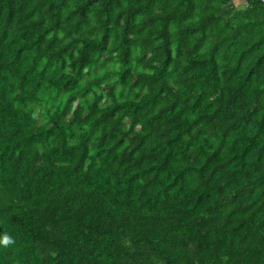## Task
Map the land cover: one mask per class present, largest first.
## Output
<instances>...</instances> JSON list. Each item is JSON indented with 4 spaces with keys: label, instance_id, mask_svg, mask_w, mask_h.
<instances>
[{
    "label": "trees",
    "instance_id": "obj_1",
    "mask_svg": "<svg viewBox=\"0 0 264 264\" xmlns=\"http://www.w3.org/2000/svg\"><path fill=\"white\" fill-rule=\"evenodd\" d=\"M0 0V264H264L260 0Z\"/></svg>",
    "mask_w": 264,
    "mask_h": 264
},
{
    "label": "clouds",
    "instance_id": "obj_2",
    "mask_svg": "<svg viewBox=\"0 0 264 264\" xmlns=\"http://www.w3.org/2000/svg\"><path fill=\"white\" fill-rule=\"evenodd\" d=\"M0 243H3L5 246L9 245L10 243H14V241L7 235L3 237V240L0 241Z\"/></svg>",
    "mask_w": 264,
    "mask_h": 264
},
{
    "label": "rangeland",
    "instance_id": "obj_3",
    "mask_svg": "<svg viewBox=\"0 0 264 264\" xmlns=\"http://www.w3.org/2000/svg\"><path fill=\"white\" fill-rule=\"evenodd\" d=\"M239 3H243V1L242 2L240 0L235 1L236 5H239Z\"/></svg>",
    "mask_w": 264,
    "mask_h": 264
},
{
    "label": "built area",
    "instance_id": "obj_4",
    "mask_svg": "<svg viewBox=\"0 0 264 264\" xmlns=\"http://www.w3.org/2000/svg\"><path fill=\"white\" fill-rule=\"evenodd\" d=\"M260 2L264 4V0H260Z\"/></svg>",
    "mask_w": 264,
    "mask_h": 264
}]
</instances>
